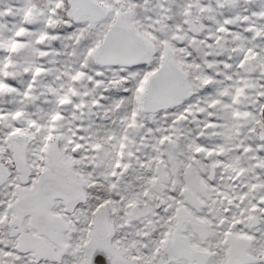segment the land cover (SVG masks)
Masks as SVG:
<instances>
[{"label": "snow or ice", "instance_id": "obj_1", "mask_svg": "<svg viewBox=\"0 0 264 264\" xmlns=\"http://www.w3.org/2000/svg\"><path fill=\"white\" fill-rule=\"evenodd\" d=\"M0 264H264V0H0Z\"/></svg>", "mask_w": 264, "mask_h": 264}]
</instances>
